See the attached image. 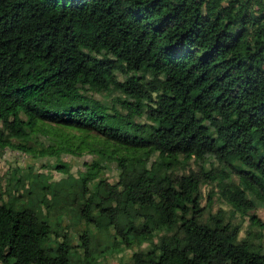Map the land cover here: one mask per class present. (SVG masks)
Instances as JSON below:
<instances>
[{
	"label": "trees",
	"instance_id": "obj_1",
	"mask_svg": "<svg viewBox=\"0 0 264 264\" xmlns=\"http://www.w3.org/2000/svg\"><path fill=\"white\" fill-rule=\"evenodd\" d=\"M111 89L124 95L111 105L92 95ZM51 124L104 140L72 181L60 156L87 142ZM49 131L38 155L70 181L37 184L39 198L31 182L0 183V264H100L142 243L130 264H264L260 243L221 210L204 217L199 202L202 182L216 181L241 216L255 209L247 193L264 203V0H0V148L29 151L12 140ZM204 156L220 168L186 166ZM73 185L72 216L109 235L105 249L87 228L73 245L62 217L48 218L62 208L46 193Z\"/></svg>",
	"mask_w": 264,
	"mask_h": 264
},
{
	"label": "rangeland",
	"instance_id": "obj_2",
	"mask_svg": "<svg viewBox=\"0 0 264 264\" xmlns=\"http://www.w3.org/2000/svg\"><path fill=\"white\" fill-rule=\"evenodd\" d=\"M118 79L124 78L121 74H117ZM149 78V75L145 76ZM94 98L98 100H102L108 105H111L115 102L116 98L123 97L124 95L118 90H108L102 92H94L92 93ZM135 120L137 122H146L145 117H136ZM49 129H55L57 133L62 138L71 137L72 135L82 136L87 142V148L84 149L81 155H70V154H61L60 160L64 162L68 167V171L70 174L71 181L75 179L78 174L83 173L85 170L84 163H90L94 158V155L88 151L90 147L94 148H103L104 140L101 136H99L95 132L91 131H77L75 129L63 128L57 126L55 124H51L48 126ZM48 134L44 137L39 133L34 134L27 141H18L12 140L13 144H21L26 148H29V151H22L15 148H0V183L1 186H6L9 182L11 187L13 186L16 178H19L23 185L20 186V191H24L28 188L29 182L33 185V196L35 198H39V190L35 188L37 184L40 186L41 184H47L49 189H53V187H57L61 185L59 182L61 180H65V182L69 183L70 179L61 174L58 170L55 169V165L57 161L54 157L50 155H38V151L41 150V147L50 144L52 137V131L47 132ZM55 138H57L55 136ZM186 166L193 171H198L199 168H204L205 171L212 170L213 168H220L221 164L217 162L216 159L204 156L201 160H195L194 158H189L186 160ZM184 171L180 170L179 173ZM188 172V169L185 170V173ZM118 174V169L116 168L114 163L107 162L106 168L103 172V176L108 178L110 181L116 180ZM222 173H212L211 176L220 177ZM230 180L233 183L238 184V179L235 175H230ZM67 183L63 185L66 188ZM30 185V184H29ZM75 186L68 187L67 190L63 189L60 194V197L54 200L47 192L45 195V200L51 205L61 207L62 209H57L52 212L51 209H48V218L54 220L56 217H62V227H65V230L70 236V240L73 245H78L77 233L82 229L87 228L91 239L93 247L95 249L102 250L110 245L109 235H100L96 232L92 225L85 226L83 222H78L75 217L72 216V204L69 203L70 198L73 196L75 192ZM39 192V193H38ZM45 193V192H44ZM246 196L251 199L255 205L254 210L248 211L247 215L241 216L239 213L232 210V208L224 201L221 197L220 192L218 191V186H216L215 182L204 181L200 185L199 190V198H200V206L204 209V217L208 215L215 214L218 210H221V214L223 215L225 220H230L232 224H238L240 226L239 237L242 238L247 235L253 242L260 243L264 247V229H260L257 226H251L249 224L248 215L255 214L262 222H264V203H261L254 199V197L247 193ZM54 201V202H53ZM43 213H46V208L40 206ZM59 210L62 211L59 215ZM147 246L146 243L140 244L137 248L133 247L131 249H124L123 251L115 252L111 251L106 254L105 257L101 258L100 264H130L131 263V254L136 250H143ZM109 249V248H108Z\"/></svg>",
	"mask_w": 264,
	"mask_h": 264
}]
</instances>
